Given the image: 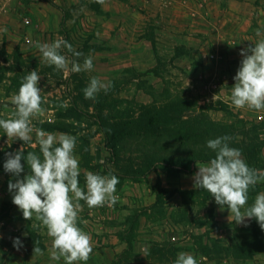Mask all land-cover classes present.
<instances>
[{
    "label": "rangeland",
    "instance_id": "1",
    "mask_svg": "<svg viewBox=\"0 0 264 264\" xmlns=\"http://www.w3.org/2000/svg\"><path fill=\"white\" fill-rule=\"evenodd\" d=\"M116 3L108 0L105 6ZM127 4L130 10L121 19L122 31L115 32L95 16L100 7L96 0H0V119L11 117L12 94L36 70L46 112L33 118V126L76 137L74 155L82 188L87 172L116 175L120 187L132 186L157 166L187 173L193 164L214 158L207 142L223 136L231 137L229 146L241 151L249 167L264 170V111L235 109L230 101L241 50L264 40V0H128ZM61 37L83 53L78 58L81 65L92 56V71L65 74L41 62L35 42L53 43ZM106 47L120 50L124 59L117 64L110 53L101 57ZM60 52L74 59L65 48ZM134 55L140 64H135ZM101 58L110 65H101ZM92 77L113 87L107 94L101 90L94 100L85 99L83 89ZM211 128L214 131L207 132ZM22 146L25 155L39 152L38 145L8 141L0 129V264H64L63 259L50 258L46 228L35 216L25 220L12 203L8 184L16 178L3 165L6 153ZM21 164L23 179L29 170L25 160ZM259 190L250 188L249 199ZM156 191L157 206L144 208L138 199L123 205L130 214L122 213L116 220L122 225L116 234L126 244L112 264L141 260L133 230L142 215L161 220L167 235L148 247L147 264H174L181 249L198 264H264V254L249 256L264 250V230L259 227L253 233L243 230L222 240L204 241L210 232L201 233L199 228L215 222L207 191H189L187 208L172 210L162 205L167 191ZM80 203L82 220L87 210L85 202ZM172 223L179 225L174 228ZM83 225L78 220L82 230ZM183 235L187 239L181 240ZM17 238L23 245L19 250L13 246ZM35 242L43 255H34ZM96 262L92 259L91 264Z\"/></svg>",
    "mask_w": 264,
    "mask_h": 264
},
{
    "label": "clouds",
    "instance_id": "2",
    "mask_svg": "<svg viewBox=\"0 0 264 264\" xmlns=\"http://www.w3.org/2000/svg\"><path fill=\"white\" fill-rule=\"evenodd\" d=\"M96 2L103 5L105 0ZM34 46L42 56L41 62L55 66L57 71L63 70L67 74L69 71L79 73L93 70L92 56L86 57L81 65L78 58L83 53L76 51L62 37L53 43L37 41ZM62 47L72 53L74 59L69 60L62 55ZM240 55L243 59L231 88V104L235 109L264 111V40L258 41L254 47L242 49ZM40 78L36 70L23 78L18 93L10 98L15 111L10 118L0 119V129L4 130L8 141L18 139L24 144H31L32 148L39 146L38 153L29 151L25 155L23 146L15 153H6L4 170L16 178L15 182L9 181L8 189L13 193L12 203L22 212L23 218L30 221L35 216L40 226L46 228L51 238L49 253L52 260L63 259L64 264H86L93 247L91 235L78 226V220L84 225L88 223L79 218L82 210L80 201H84L89 209L105 204L114 206L119 199L115 192L120 181L111 173L101 175L87 172L82 188L78 179L79 160L74 155L76 137L33 126V118L42 117L46 112L42 107L41 90L37 86ZM112 87L111 82L104 83L99 77H92L83 94L85 99L94 100L101 90L107 94ZM33 133L35 143H31ZM230 140L231 137L223 136L207 142V148L215 156L207 163H196L198 171L193 176V187L207 191L221 211L226 206L232 222L243 224L245 219H255L264 230V192L259 193L248 206L249 190L264 182V170L249 167L241 158V151L229 146ZM22 159L26 161L29 171L20 179L24 172ZM13 246L19 250L23 245L17 238ZM33 252L34 255L44 254L36 242ZM174 264L198 262L193 255L180 252Z\"/></svg>",
    "mask_w": 264,
    "mask_h": 264
},
{
    "label": "crops",
    "instance_id": "3",
    "mask_svg": "<svg viewBox=\"0 0 264 264\" xmlns=\"http://www.w3.org/2000/svg\"><path fill=\"white\" fill-rule=\"evenodd\" d=\"M107 1L108 0H105L103 5L100 4L99 12L97 14L94 12V14L99 17V21L103 25H109L113 31L121 32L123 27V21L121 22V19L125 15H128L130 10L129 5L127 4L128 0H117V3L113 4V6L110 5V7L107 4L105 6ZM111 7L115 8V10H112ZM132 11L133 9L131 12ZM189 51L191 50L189 49ZM109 53L112 54V58L117 64L119 63V60L124 59V57L121 58L122 54L120 50L115 47H106L104 50L100 51V55L103 58ZM103 58L99 59L100 64L107 66L109 61H106ZM133 58H136L137 60L135 64H140L138 55H134ZM197 164L199 165L204 163ZM197 164H193L187 173L179 171L177 167L166 168L157 166L152 168L151 171L143 177V179L133 182L132 186H128L126 184L121 187L116 186L115 195L118 196L119 199L114 206L109 207L105 204V206L98 207L96 208L97 210H95L89 209L86 205L87 212L83 215L82 220H87L88 223L83 225V231L91 235L93 247V252L86 264H91L92 259L97 260L96 264H112L113 256L125 243L116 234L122 231V225L116 220L122 218V213H124V216L130 214L128 209L123 207L124 204L132 203L134 202V199H138L139 204L144 208L157 206L159 205V201L156 189L162 188L167 191V198L162 205L169 210L187 208L189 202L187 193L189 191L196 190L193 187V176L198 171ZM256 186L257 188H260V190L253 197H251L252 200H248V206H250L254 202L255 197L264 190L262 182L258 183ZM206 202L207 206L213 211V219L215 222L209 226L201 225V228H199L201 233L206 230H209L210 232V237L209 239H204L205 242L211 240H222L224 236L229 234L233 235L234 233H238L243 230L245 232L253 233L254 228H260L255 219H245L243 224L232 222L231 217L229 218L230 212L227 207L225 206L224 210L221 211L220 206L216 204L214 197H209ZM112 218L115 221H109ZM139 219L138 224H136L135 229L133 230V232L136 233V236L133 239V244L141 253L139 255L141 260L135 264H147L145 259L147 257L148 247L155 242H161L163 236L166 237L167 235L162 232L163 225H161V220H148L145 215L139 216ZM171 225L176 228V225L179 224L172 223ZM260 230L262 231L261 228ZM185 239H187V237L186 235H183L181 240ZM182 251L185 253L187 252L185 249L179 250V252ZM263 254L264 250H260L259 252H254L249 256L260 257ZM78 264H84V262H78Z\"/></svg>",
    "mask_w": 264,
    "mask_h": 264
},
{
    "label": "trees",
    "instance_id": "4",
    "mask_svg": "<svg viewBox=\"0 0 264 264\" xmlns=\"http://www.w3.org/2000/svg\"><path fill=\"white\" fill-rule=\"evenodd\" d=\"M210 131H214V129H212V128H211V129H210V130H208L207 132H210Z\"/></svg>",
    "mask_w": 264,
    "mask_h": 264
}]
</instances>
